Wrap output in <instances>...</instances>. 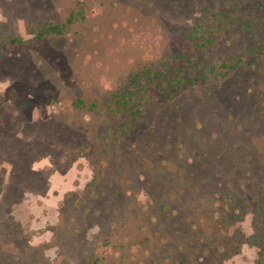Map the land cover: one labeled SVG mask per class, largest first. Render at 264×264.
I'll return each mask as SVG.
<instances>
[{
	"label": "rangeland",
	"instance_id": "obj_1",
	"mask_svg": "<svg viewBox=\"0 0 264 264\" xmlns=\"http://www.w3.org/2000/svg\"><path fill=\"white\" fill-rule=\"evenodd\" d=\"M0 264H264V0H0Z\"/></svg>",
	"mask_w": 264,
	"mask_h": 264
},
{
	"label": "trees",
	"instance_id": "obj_2",
	"mask_svg": "<svg viewBox=\"0 0 264 264\" xmlns=\"http://www.w3.org/2000/svg\"><path fill=\"white\" fill-rule=\"evenodd\" d=\"M73 23V19H69L66 24H54L47 23L45 27L40 30L37 35L39 40H43L49 35H64L68 31V28ZM184 38L186 42L189 44L190 50L193 52V56L188 59V64L191 65L196 58V50L202 49L207 46H214L215 41L212 38L206 37V30L204 28L203 23H199L189 29L188 32L185 33ZM182 55L176 57L177 59H182ZM188 65V67H189ZM224 68H235V65H229L227 63L223 64ZM175 73H172V69L168 68L167 70L154 69L151 66H145L140 70L133 72L127 85L120 89L118 93H111V97L109 99L110 104L107 109L115 110L116 113H120L124 108L133 109L134 107L139 108V111L143 109L144 101L146 97L151 94V91L157 90L161 92H168L169 94L172 92L171 89L174 88L175 91L182 88V86L186 83L192 85L195 83L201 82V78L186 79L184 76V69L178 68ZM214 72L216 71V66H212V68L208 69L206 72ZM205 79H208L207 74L204 76ZM67 105L70 109H86L88 107V103L86 100L82 98H78L75 100H70L67 102ZM98 103L93 102L89 105L90 109H96L98 107ZM135 114V121H138V116ZM140 116V112H139Z\"/></svg>",
	"mask_w": 264,
	"mask_h": 264
}]
</instances>
